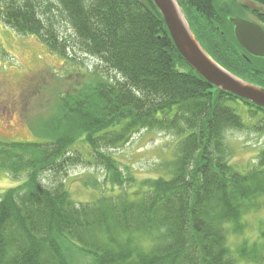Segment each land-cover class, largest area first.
Wrapping results in <instances>:
<instances>
[{
    "label": "trees",
    "instance_id": "obj_1",
    "mask_svg": "<svg viewBox=\"0 0 264 264\" xmlns=\"http://www.w3.org/2000/svg\"><path fill=\"white\" fill-rule=\"evenodd\" d=\"M249 1L251 7L237 0H178L208 54L264 88V59L243 51L228 20L251 15L264 27V0ZM0 23L65 62L78 53L97 62L82 66L88 92L81 86L79 95H62L59 114L46 124L52 127L44 125L50 139L0 140V170L26 172L25 182L0 197V264H73L66 245L89 255L91 264H264V224L249 248L227 246L229 227L241 233L245 217L264 206V145L243 169L230 162L225 141L228 130L264 136V108L197 75L150 0H0ZM61 24L69 31L62 33ZM232 105L242 106L247 124ZM143 130L176 141L158 176L141 182L109 149ZM78 132L88 159L73 148ZM77 164L104 169L117 193L102 188L93 203L73 201L64 177Z\"/></svg>",
    "mask_w": 264,
    "mask_h": 264
},
{
    "label": "rangeland",
    "instance_id": "obj_2",
    "mask_svg": "<svg viewBox=\"0 0 264 264\" xmlns=\"http://www.w3.org/2000/svg\"><path fill=\"white\" fill-rule=\"evenodd\" d=\"M240 4L252 6L249 0H237ZM243 17V16H241ZM250 20H253L249 17ZM62 33L69 31L64 24L60 25ZM75 55L71 61H64L59 55L49 51L32 36L16 33L0 23V140L5 142L45 141L53 135L52 122L59 112L62 95L74 97L86 87L83 65H94L97 62L84 56ZM90 81V80H89ZM237 109L243 122L248 123V116L242 106L232 105ZM59 114V113H58ZM69 123V120H67ZM46 125L47 128L44 126ZM61 123L53 122L55 128ZM64 125L63 127H65ZM45 127V128H44ZM47 129V130H46ZM45 131V132H43ZM73 148L80 151L87 159V147L80 140L82 132H78ZM175 136L158 131H141L121 148L109 149V153L119 165L137 181L156 178L159 165L167 161L175 143ZM225 141L231 153L230 162L237 167L246 168L254 163L256 155L264 145V136L255 130H228ZM23 171V170H22ZM15 176L0 170V197L11 187L25 182L24 174ZM23 175V176H22ZM65 188L70 198L77 203H93L111 183H106L105 170L93 165L77 164L68 171ZM42 181H49L43 177ZM96 185H93V183ZM50 184V183H49ZM101 188V189H100ZM105 189V190H106ZM108 190L106 195L116 194ZM246 225L241 233H227V246L234 251L241 243L247 248L257 241L255 231L258 224H264V206L258 212L245 217ZM147 242L144 241V244ZM65 251L73 264H91L89 255L79 253L74 247L65 246ZM236 264H254L238 260ZM257 264V263H256Z\"/></svg>",
    "mask_w": 264,
    "mask_h": 264
},
{
    "label": "water",
    "instance_id": "obj_3",
    "mask_svg": "<svg viewBox=\"0 0 264 264\" xmlns=\"http://www.w3.org/2000/svg\"><path fill=\"white\" fill-rule=\"evenodd\" d=\"M150 1L160 14L178 54L197 75L215 89L264 108V88L229 72L208 54L195 36L178 0ZM228 20L233 37L243 51L253 58L264 59V29L238 16Z\"/></svg>",
    "mask_w": 264,
    "mask_h": 264
},
{
    "label": "flooded vegetation",
    "instance_id": "obj_4",
    "mask_svg": "<svg viewBox=\"0 0 264 264\" xmlns=\"http://www.w3.org/2000/svg\"><path fill=\"white\" fill-rule=\"evenodd\" d=\"M249 17L252 18L253 20H250ZM244 19H247V20H249V21H251V22H255L256 24H258L259 26L262 27V25L258 22V20H256V19H255L253 16H251V15L247 16V17L244 18ZM263 28H264V27H263Z\"/></svg>",
    "mask_w": 264,
    "mask_h": 264
}]
</instances>
